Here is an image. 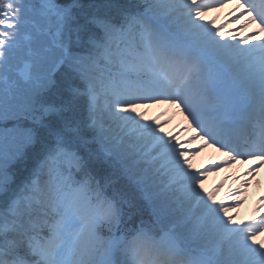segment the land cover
I'll return each mask as SVG.
<instances>
[{
  "label": "snow or ice",
  "instance_id": "snow-or-ice-1",
  "mask_svg": "<svg viewBox=\"0 0 264 264\" xmlns=\"http://www.w3.org/2000/svg\"><path fill=\"white\" fill-rule=\"evenodd\" d=\"M226 2L0 0V264H264V214L232 213L264 166V0L238 31L206 19Z\"/></svg>",
  "mask_w": 264,
  "mask_h": 264
},
{
  "label": "rangeland",
  "instance_id": "rangeland-1",
  "mask_svg": "<svg viewBox=\"0 0 264 264\" xmlns=\"http://www.w3.org/2000/svg\"><path fill=\"white\" fill-rule=\"evenodd\" d=\"M238 2L239 0H227V2L224 4L222 8H214L212 11L207 12L206 19H215L217 24L227 23V30H231V31L240 30L242 21L246 19V17H241L239 20H233L232 17L235 15V13H232V15L230 16L231 10L236 8ZM252 26L253 25H250L248 29H245L244 31H242L241 35L245 34V32H250L253 29ZM148 109L149 108L142 109L143 111H145L146 115H147ZM162 113H166V114L162 115ZM169 117H171V120H175L177 117L182 118L183 115H181L179 112H174L173 110H169L167 105H158L156 112L150 116V118H155L161 121L168 119ZM171 120L169 123H166L163 125L165 132H179L180 138L182 134H185L186 136L188 135L190 131L189 132L181 131L184 125H181L180 128H177L178 126H176V129L171 128ZM191 163H192V166H194L193 157L191 159ZM236 164L241 165V166L244 165L239 162H237ZM236 164L234 166H236ZM237 169H238V166H237ZM219 180H220L219 173L215 176V179H214L215 182L211 184L207 182V177H206L203 181L204 188L208 190H213L215 186L219 183ZM232 187H233V184H230L229 177H227V179L223 181V187L219 188V190L216 192L217 201L221 200L225 196V194L229 191V189ZM248 195L249 193L247 191L246 198L243 200V203L240 204L238 207L232 208V213L235 215V218L237 221H244V220H248L249 218H251V216L249 215L250 213H248V207L246 204L247 203L246 201L248 200ZM256 199L257 200L259 199L258 195L256 196ZM244 204H246L245 206L246 215L245 216H243L244 213L243 211H241L242 209L241 205H244ZM255 207L256 208L259 207V212L254 211V214L252 215V217L254 215L258 216L262 214V212L264 211V204H262L260 200H258ZM258 239H264V232L260 234Z\"/></svg>",
  "mask_w": 264,
  "mask_h": 264
},
{
  "label": "bare ground",
  "instance_id": "bare-ground-1",
  "mask_svg": "<svg viewBox=\"0 0 264 264\" xmlns=\"http://www.w3.org/2000/svg\"><path fill=\"white\" fill-rule=\"evenodd\" d=\"M256 26L253 25L252 28L254 29ZM264 35V34H262ZM158 105H153L152 107H149L148 111H147V116L150 117L153 113L156 112ZM185 121H184V117L182 118H176L175 120H171V128L176 129V126H178L177 128H180L181 125H184ZM175 133V132H174ZM191 135L190 132L188 133L187 136ZM185 134L181 135V139H185L187 137ZM199 141L194 142L192 145H187L185 144V147H195L196 144H198ZM194 159V169H202L203 167H206L209 163L213 162V161H220L223 159V156L220 152H217L216 149L214 148H206L201 150L198 154H196L195 156H193ZM244 165H238L236 164V166L234 165H229L226 167H221L219 171H212L208 176H207V182L209 184L214 183V179L215 176L219 173L220 175V180L219 183L221 181H225V177H229L230 180V184H233V187H235L238 183L239 180L235 179L234 177L236 176H240L241 179L243 178L242 173L244 172V170L246 168L249 167V163L245 162L243 163ZM238 166V169H237ZM248 200L246 201L247 203V207H248V213H250L249 215L252 217V215L254 214V211L256 212V204L258 202V200L260 199H256V196L258 195L259 198L261 196H264V166H262L259 171L257 172L256 176L253 178L252 183L248 186ZM241 205L242 209L241 211H243V216L246 215L245 213V206ZM262 214H264V211L262 212ZM247 217V216H246Z\"/></svg>",
  "mask_w": 264,
  "mask_h": 264
}]
</instances>
